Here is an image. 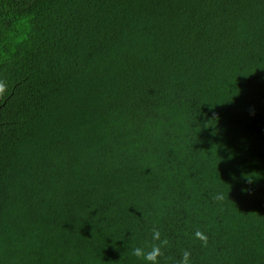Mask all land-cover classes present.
Listing matches in <instances>:
<instances>
[{
	"label": "trees",
	"instance_id": "1",
	"mask_svg": "<svg viewBox=\"0 0 264 264\" xmlns=\"http://www.w3.org/2000/svg\"><path fill=\"white\" fill-rule=\"evenodd\" d=\"M0 79V264H264V0H0Z\"/></svg>",
	"mask_w": 264,
	"mask_h": 264
},
{
	"label": "clouds",
	"instance_id": "2",
	"mask_svg": "<svg viewBox=\"0 0 264 264\" xmlns=\"http://www.w3.org/2000/svg\"><path fill=\"white\" fill-rule=\"evenodd\" d=\"M7 91V84L4 80L0 79V99H3L7 95ZM248 180L251 182L252 178H248ZM222 198L223 194L218 193L216 199L220 200ZM194 236L201 241L203 247L207 246L208 238L202 231L197 229ZM152 240L159 241V243H153L147 250L142 247H136L132 250V255L146 261L147 264H158V258L164 255L162 249L169 245V241L167 238L161 239L160 230L155 227L152 229ZM190 255L189 251L184 250L179 260V264H190Z\"/></svg>",
	"mask_w": 264,
	"mask_h": 264
}]
</instances>
